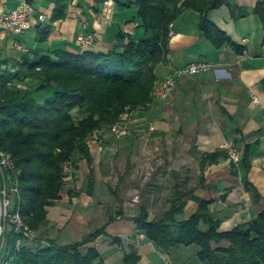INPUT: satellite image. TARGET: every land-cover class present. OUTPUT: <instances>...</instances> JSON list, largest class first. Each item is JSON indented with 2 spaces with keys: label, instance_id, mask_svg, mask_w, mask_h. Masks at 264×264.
I'll return each instance as SVG.
<instances>
[{
  "label": "crops",
  "instance_id": "0c3cea01",
  "mask_svg": "<svg viewBox=\"0 0 264 264\" xmlns=\"http://www.w3.org/2000/svg\"><path fill=\"white\" fill-rule=\"evenodd\" d=\"M26 1L35 8L32 28L18 36L0 25L1 60H21L35 51L48 55L57 51L79 54L82 50L78 38L83 34H94L96 43L92 50L104 52L116 45L121 32L138 39L144 37L135 0H110L100 6L96 0H73L67 18L57 22L52 21L54 0H0V17L22 8ZM234 2L249 13L237 19L231 8L224 6L211 11L209 18L243 51L215 47L200 30V13L185 11L172 26L170 53L168 60L157 68L158 80L175 76L178 70L195 63H210L212 68L178 77L169 99L154 100L136 110L132 131L121 143L111 144L110 137L88 141L93 163L79 159L62 198L49 209L50 223L42 228L48 233L46 238L59 245H72L105 229V234L82 250L86 253L91 246L97 247L106 264H127L125 257L133 253L140 257L137 264H165L168 259L174 264H207L200 259V249L195 245L161 251L134 220L141 207H147L150 220L163 218L172 208L176 186L182 185L184 196L213 201L210 210L214 219L221 221L222 233L259 216L264 201L260 204L254 201L245 186V178L257 187L264 200V25L253 12L259 0ZM41 14L46 16L44 23L39 19ZM18 43L27 51H18ZM151 126L156 128L151 138L142 140ZM229 139L238 143L243 156L250 147L251 171L246 173L240 166L238 174H234L233 163L223 154L212 160L203 173L201 161L209 154L221 153L220 146ZM153 146L159 147L167 164L146 188L142 201L133 205L137 207L129 208L118 189L110 187L112 161L124 158L121 185L141 158L148 156V149L154 150ZM91 177L93 194L89 193ZM199 207L197 200L189 198L175 220H189ZM117 214L122 215L109 222ZM223 245L230 243L225 241Z\"/></svg>",
  "mask_w": 264,
  "mask_h": 264
},
{
  "label": "trees",
  "instance_id": "16d2710c",
  "mask_svg": "<svg viewBox=\"0 0 264 264\" xmlns=\"http://www.w3.org/2000/svg\"><path fill=\"white\" fill-rule=\"evenodd\" d=\"M54 1L52 21L66 19L73 0ZM108 1L96 3L100 6ZM134 3L139 8L137 20L144 31L141 39L121 32L116 45L106 52L91 49L79 54L57 51L48 55L35 51L21 60L0 59V153L12 156L14 169L5 170V175L10 185H19L20 190L12 212L19 211L24 222L35 231L49 225V209L62 198L79 159L93 163L88 141L94 132L108 129L127 111L145 108L153 101L157 68L168 60L170 53L171 26L185 11L200 13V30L215 47L243 51L209 18L211 11L224 6L230 7L237 19L246 16L249 10L234 0H135ZM253 12L264 25V0H259ZM223 154L227 155L222 151L205 157L200 164L202 172ZM69 163L74 168L72 175L64 171ZM240 166L246 173L251 171L250 147ZM240 166L233 164L234 174H238ZM93 186L91 177L90 194L94 193ZM245 186L257 204L264 201L247 177ZM182 189V185L176 186L172 208L163 218L150 220L145 206L134 218L139 230L161 251L195 245L200 249V259L207 264H264V207L254 221L222 233L221 221L214 219L210 210L213 201L184 196ZM189 198L199 202V211L189 220L177 222L175 215L184 210ZM120 215L111 216L109 222ZM7 231L8 264H106L97 247L91 246L86 253L82 250L105 234V229L85 236L79 243L64 246L55 240L38 242L24 237L19 250L18 236L13 229ZM225 241L230 245L224 246ZM139 261L137 253L125 257L127 264Z\"/></svg>",
  "mask_w": 264,
  "mask_h": 264
},
{
  "label": "built area",
  "instance_id": "2783aa9c",
  "mask_svg": "<svg viewBox=\"0 0 264 264\" xmlns=\"http://www.w3.org/2000/svg\"><path fill=\"white\" fill-rule=\"evenodd\" d=\"M35 16V8L31 3L26 1L24 6L19 9H15L11 12L4 13L0 17V25L5 28L10 33H13L18 36H23L26 32H28L32 28V19ZM39 19L42 23L46 21V16L41 14ZM96 43V37L94 34H83L78 38V44L81 50L88 51L93 48ZM17 48L19 50L26 51V49L22 46V44L18 43ZM212 68L210 63L202 62V63H195L191 64L188 67L178 70L175 76L169 77L165 80H157L155 83L154 91L152 94L153 101L154 100H167L169 99L176 87L177 78L180 76H184L187 74H198L204 71H208ZM257 101V98H255ZM134 111H127L122 119L118 121L113 126L109 127L106 130H97L91 137V140H101L107 132L113 134L116 138L121 139L123 138L129 131L130 125L129 122L134 116ZM155 126L150 127V134L155 131ZM221 151L226 152L227 156L231 160L233 164L236 166H240L243 153L241 148L239 147L238 143L233 140L229 139L226 140L221 146ZM159 150H153L151 156L147 162V176L145 181L149 182L154 177V174L158 170L159 167L164 165V159L159 154ZM0 166L3 170L14 169V162L13 158L10 154L7 153H0ZM73 165L69 163L65 166V174L72 175L73 174ZM5 194L9 196L7 201V206H11L14 203V199L19 196L20 190L18 185H11L10 190H5ZM7 197V196H6ZM10 221L15 227V232L17 235L22 239V237L29 238V239H37L38 234L35 230H33L30 226H28L22 219L21 213L19 211L12 212L10 214ZM144 237V235H141ZM17 240L18 248L22 245L21 240ZM165 264H174V262L170 259L165 261Z\"/></svg>",
  "mask_w": 264,
  "mask_h": 264
},
{
  "label": "rangeland",
  "instance_id": "374dc122",
  "mask_svg": "<svg viewBox=\"0 0 264 264\" xmlns=\"http://www.w3.org/2000/svg\"><path fill=\"white\" fill-rule=\"evenodd\" d=\"M172 26H171V35H172ZM17 50L23 51V50H19L18 48H17ZM129 125H130L129 131L131 132L132 127H133L132 119L130 120ZM129 131H128V134H129ZM151 134H150V129H149V132L146 131L143 134L144 136H143L142 140H144L145 138H151ZM107 137L111 138L110 139L111 144H116V143H121L122 141L126 140L128 136L125 135L123 138L118 139L113 134H111L110 132H107L106 135L103 138H101V140L102 139L105 140ZM153 148L155 150V149H158L159 147L157 148V146H153ZM150 149H148V151H149L148 156L145 158H141V160L135 166V169L126 178L125 183H123L121 185H120L119 179L121 178V176H123V174L125 172L124 171V165L125 164L123 162L124 158H122V159L118 158L115 160L112 159L113 160L112 163H113L114 168H112L111 172L109 173L112 176V182H111L110 187H111V189H113V188L118 189L119 193L125 197V200H127L126 205L129 208L134 209L137 207V206H133V205H138V202L142 201V197L144 196L146 188L158 176H160L163 168L167 164V160L164 158L161 151H159L160 152L159 154L164 159V165L158 168V170L154 174V177L152 178V180H150L149 182H146L145 181L146 176H147V170H146L147 166L146 165H147L149 157L151 156V154L153 152V151L150 152ZM113 179H114V182H113ZM10 187H11V185H10V182L7 179L6 175H5V170H3L0 166V202H1L0 227H1V231H2L1 232L2 234L0 237V264H8V258L10 255V250H8V245L10 244L9 238L6 237V233L8 232L7 230L10 231L11 229H13L14 235H17V233L15 232V227L12 225V222L10 221V214L12 213V210L16 207V202L12 203L11 206H7V201H8L9 196H8V194L7 195L5 194V190H8V189L10 190ZM36 232L38 234V238L35 240H37L38 242H49V239L46 238V235L48 234L47 232H44L43 229L41 231H36ZM18 239H20L19 236L16 238V240H18ZM20 240L22 242L21 244H23L24 237H22V239H20ZM30 240L35 241L34 239L33 240L30 239ZM16 246H17V243H16ZM21 247H22V245H20L19 248L17 246L18 250Z\"/></svg>",
  "mask_w": 264,
  "mask_h": 264
},
{
  "label": "bare ground",
  "instance_id": "6f19581e",
  "mask_svg": "<svg viewBox=\"0 0 264 264\" xmlns=\"http://www.w3.org/2000/svg\"><path fill=\"white\" fill-rule=\"evenodd\" d=\"M0 219H1V202H0ZM2 231H1V227H0V237H1V233Z\"/></svg>",
  "mask_w": 264,
  "mask_h": 264
}]
</instances>
